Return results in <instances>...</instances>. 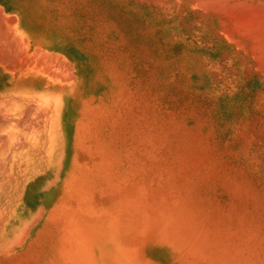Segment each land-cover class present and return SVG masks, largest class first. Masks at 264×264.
I'll return each mask as SVG.
<instances>
[{"label":"rangeland","instance_id":"obj_1","mask_svg":"<svg viewBox=\"0 0 264 264\" xmlns=\"http://www.w3.org/2000/svg\"><path fill=\"white\" fill-rule=\"evenodd\" d=\"M31 1L37 50L73 76L35 157L0 139V264H264V181L223 135L193 15L172 0Z\"/></svg>","mask_w":264,"mask_h":264},{"label":"bare ground","instance_id":"obj_2","mask_svg":"<svg viewBox=\"0 0 264 264\" xmlns=\"http://www.w3.org/2000/svg\"><path fill=\"white\" fill-rule=\"evenodd\" d=\"M172 2L188 18L191 14L194 17L185 22V35L193 37L194 49L203 48V53L208 54L202 60L212 79L209 91L217 99L216 116L224 123L223 135L228 145L239 158L243 155V161L264 181V0ZM31 4V0H0V139L8 142L7 148L13 145L15 152L33 151L35 157L42 149L41 145L38 147L41 137L39 142L37 138L44 132L53 140L58 129L62 114L56 94L59 83L65 84L73 75L70 76L71 66L66 59L59 61L61 57L55 54V60L53 53L48 59L49 53L39 52L45 43L29 34L26 18L22 16L30 12ZM198 38L199 43L195 44ZM64 50L77 73L82 74L80 55L74 54L72 46ZM52 63L61 69L56 65L55 73ZM23 140L27 141L26 146Z\"/></svg>","mask_w":264,"mask_h":264}]
</instances>
